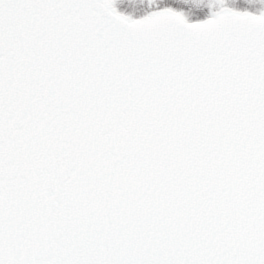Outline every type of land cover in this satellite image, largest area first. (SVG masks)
<instances>
[{"label":"snow or ice","instance_id":"1","mask_svg":"<svg viewBox=\"0 0 264 264\" xmlns=\"http://www.w3.org/2000/svg\"><path fill=\"white\" fill-rule=\"evenodd\" d=\"M202 4L0 0V264H264V8Z\"/></svg>","mask_w":264,"mask_h":264},{"label":"rangeland","instance_id":"2","mask_svg":"<svg viewBox=\"0 0 264 264\" xmlns=\"http://www.w3.org/2000/svg\"><path fill=\"white\" fill-rule=\"evenodd\" d=\"M213 2V0H203L202 10L199 13L198 18H205L210 11L218 10L216 7L211 9L208 8V4ZM227 6L236 8L238 10H249L258 12L262 8H264V0H226ZM121 9H123V4L118 5Z\"/></svg>","mask_w":264,"mask_h":264}]
</instances>
